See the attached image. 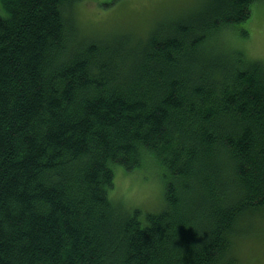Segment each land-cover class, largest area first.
Segmentation results:
<instances>
[{
  "label": "trees",
  "instance_id": "trees-1",
  "mask_svg": "<svg viewBox=\"0 0 264 264\" xmlns=\"http://www.w3.org/2000/svg\"><path fill=\"white\" fill-rule=\"evenodd\" d=\"M80 2L0 0V264H238L264 228V61L229 33L257 0L104 34ZM147 164L142 219L113 169Z\"/></svg>",
  "mask_w": 264,
  "mask_h": 264
},
{
  "label": "rangeland",
  "instance_id": "rangeland-1",
  "mask_svg": "<svg viewBox=\"0 0 264 264\" xmlns=\"http://www.w3.org/2000/svg\"><path fill=\"white\" fill-rule=\"evenodd\" d=\"M206 0H81L76 8V17L87 32L104 34L109 29H144L161 16L162 11L191 8ZM0 11L3 9L0 6ZM246 31V36L241 35ZM230 42L248 56L264 61V0L252 5L249 18L235 26L230 33ZM112 198L123 201L129 209H140V217L150 211H158L164 203V182L161 169L146 165L128 171L116 166ZM264 226V225H263ZM236 252L238 264H264V228L238 241Z\"/></svg>",
  "mask_w": 264,
  "mask_h": 264
}]
</instances>
